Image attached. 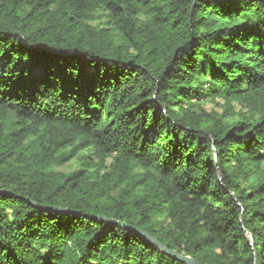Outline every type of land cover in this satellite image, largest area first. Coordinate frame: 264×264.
Returning a JSON list of instances; mask_svg holds the SVG:
<instances>
[{
  "label": "trees",
  "instance_id": "1",
  "mask_svg": "<svg viewBox=\"0 0 264 264\" xmlns=\"http://www.w3.org/2000/svg\"><path fill=\"white\" fill-rule=\"evenodd\" d=\"M91 216L264 264V0H0V264H182Z\"/></svg>",
  "mask_w": 264,
  "mask_h": 264
},
{
  "label": "water",
  "instance_id": "2",
  "mask_svg": "<svg viewBox=\"0 0 264 264\" xmlns=\"http://www.w3.org/2000/svg\"><path fill=\"white\" fill-rule=\"evenodd\" d=\"M220 178V176H219ZM57 213H66L68 212L66 209L62 208H54L51 209ZM90 218L95 219L97 221H100L102 223L108 224V225H116L119 226L127 231H130L136 235H139L142 237L144 240L152 244L156 249L159 251L165 253L167 256L176 259L177 261L181 262L182 264H200L196 260L192 259L189 256L185 255H180L176 251L169 250L166 246H164L161 242H159L155 237H153L151 234L143 231L142 229H138L137 227L128 225L126 223H120L118 221H115L114 219L107 218V217H101V216H91ZM241 223L243 224V219H241ZM248 237L250 239L251 244H254L253 237L251 234L248 232Z\"/></svg>",
  "mask_w": 264,
  "mask_h": 264
},
{
  "label": "rangeland",
  "instance_id": "3",
  "mask_svg": "<svg viewBox=\"0 0 264 264\" xmlns=\"http://www.w3.org/2000/svg\"><path fill=\"white\" fill-rule=\"evenodd\" d=\"M204 108H205V110H206L207 112H210L211 110H218V111L220 112V110H219L216 106H214L213 104H211V103H207V104H205V105H204ZM62 170H68V169H64V168H62Z\"/></svg>",
  "mask_w": 264,
  "mask_h": 264
}]
</instances>
